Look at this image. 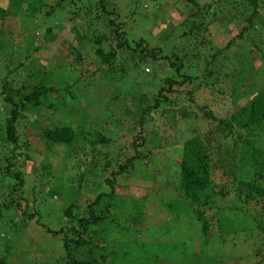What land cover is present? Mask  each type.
<instances>
[{"label":"rangeland","instance_id":"obj_1","mask_svg":"<svg viewBox=\"0 0 264 264\" xmlns=\"http://www.w3.org/2000/svg\"><path fill=\"white\" fill-rule=\"evenodd\" d=\"M106 1L115 9L116 22L121 24L132 48H137L135 43L140 39V48H145L148 55L156 49L168 55L173 46L177 50L184 46L187 56L182 68L175 72L170 60L159 58L156 53L154 59L148 57L145 62H138L140 56L131 63L125 57V63L115 61V71L104 76L99 71L94 74L98 58L90 29L81 20L87 11L84 5L97 6L100 0H25L18 11L12 0H0V6L8 10V15L0 20V45H6L3 49L0 46V83L4 79L11 81L12 91L18 89L23 94L39 81L59 88L49 92L36 111L17 110L20 115L14 123V142L4 140L6 119L13 107L0 93V257L4 256L7 264H61V235L45 231L38 222L52 230L61 229L62 210L76 199L79 210L86 211V204L107 190L105 183L90 190L92 184L100 181L97 177L101 173L87 174L86 170L98 163L95 168L104 165L107 171L102 174L108 176L110 167L105 160L116 157L117 149L127 147L139 134L145 136L143 150L153 156L134 166L139 171V179L132 177L136 182L113 185L120 198L111 205L106 221L90 229L98 231L100 237L105 234V239L112 234V253L105 251L103 264H125L127 260L137 261L135 264H264V233L252 220L264 224V200L245 202L241 200L243 193L239 195L232 185V177L236 183L256 177L250 159L242 155L240 148L242 142L250 141L253 148L264 150V126L262 130L247 131L233 123L229 137L218 134L211 139L208 135L219 120L248 103L252 93L240 94L241 87L250 91L264 87V0H258L253 30L244 32L241 30L246 25L245 12H250L245 0H194L201 7L200 17L194 18L195 10L189 0ZM56 4L61 8L46 16ZM98 11L88 14L93 19L91 27L107 30L104 17L96 19L95 15L101 14ZM186 19L199 26L189 39H181L179 24ZM75 33L84 38L77 39ZM106 43H101L104 50ZM191 66L192 70L196 68L190 72L194 76L191 85L165 82L166 78L179 81V75L192 71ZM248 66L252 68L250 73L243 69ZM120 67L125 68L123 73ZM242 69L245 72L238 75ZM208 71L213 79L207 77ZM226 73L231 78L222 77ZM115 85L120 90L113 92ZM160 89V102L149 110L151 120L140 133L137 116L132 115L137 101L133 98L144 94L152 105V97ZM66 90L75 93L76 98L72 100ZM233 91H239L234 101ZM13 100L18 106L23 99L16 95ZM62 125L75 132L70 144H54L43 137L45 128ZM91 125L98 131L105 126L113 134L112 142L87 143ZM193 136L210 143L211 163L217 166L213 173L218 177L214 190L222 188L206 211L209 227L204 234L187 216L170 215L156 201L144 200L152 198L153 193L160 200L173 198L166 181L180 159L182 142ZM3 201L5 205L1 204ZM134 201L142 208V215L134 214ZM30 214L33 218L28 219ZM244 220L246 228L241 229L239 222ZM123 227L133 228L126 232ZM93 241L97 243L98 238ZM149 241L154 248L146 247ZM81 253L86 255L85 248ZM98 255L96 251V258Z\"/></svg>","mask_w":264,"mask_h":264},{"label":"trees","instance_id":"obj_2","mask_svg":"<svg viewBox=\"0 0 264 264\" xmlns=\"http://www.w3.org/2000/svg\"><path fill=\"white\" fill-rule=\"evenodd\" d=\"M25 0H12V5H14V8L20 10V4ZM193 4L194 7V13L192 14L193 18L195 16H199L198 13H201V7L198 6V4L194 0H189ZM246 1V7L248 6V9H250V12H244L246 16L244 17L243 21L246 23V25L242 28L241 32L243 31H252L253 29V20L257 18V12H256V6L258 3V0H245ZM72 5L74 3L72 2ZM87 9L86 12L82 14V23L86 24L90 29L91 34V42H93V46L95 47V55L98 58L97 62V70H95L93 73L96 74L98 71L103 76L106 74V72H112L115 71L116 64L115 61L119 60L117 62L120 63L121 61H124V63L129 59V62L131 63V60L135 58L136 56H140L137 58L138 62H145L146 58L150 57V59H154V56L158 53L160 54L159 58H164L170 60V65L175 69L176 71H179L182 68L183 62L182 60L186 59L187 53L184 49V46H181V48L177 47L174 48L173 51H171L168 55L162 54L160 49H156L154 52H150L148 55V52L145 48H140V44L143 42L142 39H140L138 42H136L137 48H132L131 44L128 43V40L126 38V35L124 34V31L121 29V24L119 22H116V15L115 9L110 6L109 2L106 0H100V4L97 6L93 5H84ZM109 7V8H108ZM57 8H61L59 4H56L54 8H51L49 11L46 12V16H52V13L55 12ZM243 8V7H242ZM29 9L33 12V8ZM93 9V10H91ZM97 10H100L101 14L95 15L96 19L100 20L102 17L106 21L105 26L108 28L104 31H99L100 28H93L91 27V24L93 22V19L89 17L88 14H91L92 12H95ZM28 10V9H27ZM62 10V9H61ZM39 11V9H38ZM34 13H29V17L32 15H35ZM87 13V15L85 14ZM8 15V10L0 6V20L2 21L5 16ZM84 15V16H83ZM102 15V17H100ZM113 15H115L113 17ZM200 17V16H199ZM202 17V14H201ZM258 21V19H257ZM261 25V23L259 22ZM180 38L181 39H189L188 37L192 32L197 29L199 26L196 25L194 21L191 20H183L180 24ZM50 30L47 29V34ZM257 32V30L254 31V33ZM241 33L237 37L240 36ZM77 39L84 38V36H81L78 33H75ZM167 38V37H165ZM84 40V39H82ZM107 41V49L104 50L101 46V43L103 41ZM87 41V40H86ZM138 43V44H137ZM230 43V42H229ZM89 44V42H88ZM3 49L6 45H0ZM140 48V49H138ZM146 52V53H145ZM127 53V55L125 54ZM157 53V54H156ZM9 55V54H8ZM126 55V56H125ZM126 57V58H125ZM125 58V59H124ZM148 59V60H150ZM136 62V61H135ZM135 64V63H134ZM131 64L130 66L134 65ZM192 67V66H191ZM249 70L250 73L252 71V68L250 66L243 67V69ZM125 70L124 67H120V71L123 73V70ZM191 70L193 69L190 68ZM239 70L237 72L238 75H241L245 70ZM196 68L194 67V70L189 71L186 74L179 75L180 80H172L169 78L165 79V82H168L169 84H184L188 83L189 85L192 84L194 76L190 75V72L195 71ZM147 74V72H145ZM207 77H211L213 79V74L208 71L206 72ZM227 74V73H226ZM224 74L222 77H230L229 74ZM150 75V73L148 74ZM152 76V75H151ZM234 77V76H233ZM218 78V75H217ZM216 78V79H217ZM231 78V77H230ZM79 78L75 81L72 85H76ZM234 82H237L233 79ZM114 82V81H113ZM236 84V83H234ZM88 86V82L86 84V87ZM116 86V85H115ZM241 87V85H239ZM117 87V86H116ZM115 87V88H116ZM25 88V87H24ZM63 88V87H62ZM88 88V87H87ZM65 90V88H63ZM116 90H120L119 87H117L113 92ZM160 89L157 96L152 97L153 98V104L147 103V99L144 94H141L139 96V99L134 97L133 99H137L134 112L132 115L137 116L136 122L139 125L140 133H142V129L145 128V123L150 122L151 118L148 117V112L152 108H156L158 106L159 98L162 96ZM170 88H168L169 91ZM234 90V89H233ZM242 90V91H241ZM240 94L244 93H252V97L249 99L248 103L245 106H242L235 112L231 113L228 117H225L223 120H219L218 124L213 127L212 130L208 132V135L211 137V139H215L218 134L226 137H229L228 133H232V127L233 123L237 127H242L249 130H262L264 126V87L260 89L255 90H246V87H241ZM55 92L59 91V88H54L53 86H48L46 84H43L42 82H38L37 85L33 86L32 90L27 93L23 94L20 93L17 89L16 91H12L11 88V81H8L4 79L0 83V93L3 95V100L6 103L11 104L13 107L9 111V117L6 119V126L4 128L5 136L4 140L14 142L15 137V126L14 123L18 120L19 112L17 110H28V109H35L36 111L38 107L43 103V99L47 96L49 92ZM69 97L73 100L76 98L75 93L69 92L66 90ZM234 93V94H233ZM19 95L21 97L22 102L18 106L13 103V97ZM232 99L236 100L237 96L239 95V91H233L232 92ZM159 96V97H158ZM164 96V94H163ZM132 98V97H131ZM166 98V96H164ZM58 104V102H57ZM105 109H109V107L106 106ZM137 111V112H135ZM101 113H99V116L101 117ZM147 115V116H146ZM152 123V122H151ZM97 125V124H96ZM92 127L91 126H88ZM79 129L81 131L83 130V127L81 126ZM87 129V128H86ZM92 132H88V134L91 136L90 139H86L87 143L89 144H99V145H107L112 142V136L108 130H106V127L104 126L101 128V131L96 130L94 127L89 128ZM107 133H104L106 132ZM43 137L48 140L51 143L56 144H65L68 145L71 143L73 137L75 136V132L69 127L68 125H62L60 127H54V128H45L42 131ZM87 137V135H86ZM145 136L136 135L132 138L131 142L128 144L127 147L131 149L132 153H128L127 147H120L117 149L116 157L105 160V165L109 166L108 169L110 170L108 173V176L103 175L107 170L104 165L99 166L96 169L95 167L97 164H93L94 167L89 168L86 170L85 173H101V176H98L97 178L102 181L98 180L95 183V186L89 187L90 190H94L95 188H98L102 186V183H105L107 185V190L103 191L102 193L96 195L95 200H93L90 203L86 204V208L82 211L79 210L77 205V199L65 206V208L62 210V216H63V223L61 226V229L59 230H52L49 229V227L42 222H38L39 220L36 219V223L38 222V226L45 229V231L50 233H55L57 235H61V249L63 250V255L59 258V262L61 264H103L104 263V253L105 251L109 252L110 254L111 249L109 247V242H111L110 237H112V234L110 232L108 238H104L102 236L100 237L98 234V231H92L91 227L93 226H99L103 224L104 221H106L107 216L109 215L110 207L113 205V203H116L117 198H120L118 194L114 193L113 185H116L120 181H127V182H136L132 179L133 176L138 177L139 179V171L137 172L134 170V166H137V163H140L141 159L149 160L153 155V153H149L148 151L143 150L142 146L144 145ZM241 153L242 155H247V157L251 161V165L254 168L255 178H252L249 181H238L236 183V179L232 177V185H235V189L239 195L243 193V201L247 202L250 200H264V150H260L257 148H253L251 146L250 141H244L241 143ZM124 149L122 151V149ZM245 149L246 151L244 152ZM181 155L178 163L176 164V168L174 169V172L171 177L167 179V185L168 188L172 189L173 192V198H170L167 200L164 198V200H160V198H155L154 193L151 194L152 198L145 197L144 200H153L156 201L158 204H161L169 213L170 215H185L188 219H191L194 223H196L199 227V230L201 234H204L208 229V218H207V212L208 209H210L209 204L212 203V198L215 194L222 193V188L214 190L217 188L215 186L214 181L215 179H218V177L213 173V171L216 170L217 166L213 163H211V152H210V143L202 138H199L197 136H193L191 138H188L184 140L181 144ZM124 155V156H123ZM94 159V157H92ZM103 167V168H102ZM174 167V166H172ZM93 171H92V170ZM101 169H104L101 171ZM173 169V168H172ZM5 171L7 173H11L8 168H5ZM141 172V171H140ZM103 173V174H102ZM17 176V174H16ZM83 175H80L79 179H81ZM173 176L175 178H173ZM100 177V178H99ZM231 177V176H230ZM103 178V179H102ZM262 179V182H259V180ZM21 180L18 181L19 184H21ZM81 183L78 182V186H80ZM173 187V188H172ZM223 187V186H221ZM7 195L9 196V191H7ZM158 196V195H157ZM162 196V195H161ZM159 197V196H158ZM144 200L140 199L141 202ZM138 202L139 204L141 202ZM160 201V202H159ZM161 201H164L165 204H162ZM133 202V200H132ZM135 203V204H134ZM133 206H135L134 214L136 216L142 215L140 214L141 211L139 208V205L137 202L134 201ZM2 205H5L4 201L1 203ZM159 207V206H158ZM6 208V207H5ZM142 209V208H141ZM212 210V209H211ZM36 214V213H35ZM28 219L33 218V214L29 215L27 217ZM172 219V218H171ZM253 221L256 222V226L260 228V230L264 233V224L260 220H255V218H252ZM25 221V219L23 220ZM174 222V221H173ZM246 220L239 222L240 228L245 229ZM126 229L125 227H123ZM130 228L133 227H127L125 230L126 232L132 231ZM237 229V228H236ZM162 228L160 227V231ZM110 231V230H109ZM134 232V230H133ZM97 236V237H96ZM98 238V242L94 243V239ZM149 241L147 246L151 245V248H154V245L150 244ZM85 248L86 255H83L81 253V249ZM96 251L99 253L96 258L95 253ZM162 251V250H161ZM199 254V252H197ZM126 255V253H123V255ZM157 255V254H156ZM154 258V256H153ZM155 258H157L155 256ZM154 258V259H155ZM216 261H219V258L216 259ZM137 262V261H136ZM136 262H130L127 260L125 264H135ZM0 264H7V262L3 257H0ZM218 264V263H217Z\"/></svg>","mask_w":264,"mask_h":264}]
</instances>
